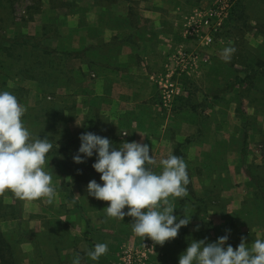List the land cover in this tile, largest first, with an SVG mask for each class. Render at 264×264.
Here are the masks:
<instances>
[{"label": "crops", "instance_id": "crops-1", "mask_svg": "<svg viewBox=\"0 0 264 264\" xmlns=\"http://www.w3.org/2000/svg\"><path fill=\"white\" fill-rule=\"evenodd\" d=\"M234 1L236 15L241 14L238 15L240 18L245 12L247 13L246 7L245 9L241 7L247 0ZM109 2L111 8L106 6L108 4H101L103 6L101 9L94 1L81 0L76 11L44 6L38 12H29V19L28 16L24 18L21 28L16 26L20 33L19 35L15 33V36L39 39L42 45L57 53L51 57H60L63 53L73 55L72 58L64 61L65 71L70 73L69 76L57 80L60 76L57 75L56 88L51 94L44 84V81L49 79L47 72H43L40 79L24 77L21 80L28 90L25 96L28 102L25 100L23 106L33 108L36 105V96L40 92L44 96L52 95L57 112L62 116L57 122L59 137L53 148L62 152L65 163L70 157L74 161L73 157L78 154L81 145L80 136L87 132L107 137L116 148L125 141L147 143L150 147V155L153 151L157 161L175 154L178 147L189 140L188 145L181 149V156L186 164L191 160L198 163L197 172L191 173L187 170L190 179L187 190L193 194L191 196L200 198L202 202L207 201L208 195L217 196L222 201L227 197L233 202L231 207L223 209L224 207L221 206L219 210L215 208L209 219L215 229L221 231L225 226H231L229 232H233L234 229L243 227L240 230L242 234L248 235L247 231H249L252 235L256 234L257 238L264 239V154L260 150L264 146V61H255L251 65L256 72L252 77L241 78L240 71L233 77V80L249 82L255 87L249 93L253 96L258 94L255 96L257 102L251 100L249 109H246L248 116L250 114L255 116L253 123L248 126L240 123L233 125L239 131L237 134L242 137L240 154L244 136L247 135L249 144L247 151H251L253 156L251 165L254 163L252 165L254 167L250 168L252 169L250 174L235 169V173L232 174L234 182L231 183V188L227 186L230 189H225L218 164L215 176H208L206 165L207 156L210 154L208 147L217 146L218 143L217 138L209 141L204 137V130L209 124L205 116L206 111L202 112V107L183 108L179 115L173 118L169 110L163 107L157 86L162 75L180 70L177 64L178 55L181 52H188L197 55L200 58L197 61H201V68L195 63V68L188 74L190 78L195 73L200 76L197 82L199 87L193 90V93L196 91L193 95L207 98L206 81L214 77L210 75L213 67L225 64V61H222L224 48L219 44L211 47L201 46L194 36V31H207L204 25L206 15L215 0H139V10L134 11V16L128 13L127 1L109 0ZM83 6L89 10H83ZM240 50L241 47L236 48L234 54L232 53L231 61L226 60L231 62L234 68L243 70L245 63L238 62ZM247 66L250 67L248 64ZM171 74H167V77ZM232 92L225 97H230ZM187 94L193 96L189 92ZM201 103L202 101L199 105ZM234 115H237L235 111L231 116L235 117L237 122L238 118ZM223 140L224 137L221 136L220 144ZM191 151L195 152L194 159L188 155ZM210 152L215 156L218 154L216 148ZM235 154L233 156L238 159L239 151ZM220 157L222 158L221 154ZM95 160L94 155L92 158H85L84 163L78 164L79 169L75 177L82 180L70 183L77 202L81 196L88 194L87 186L91 180L102 183L100 174L92 167ZM215 161L220 162L217 159ZM44 167L52 178H56L55 182H52L56 197L51 208L54 212L44 207L40 209L44 215L43 222L39 221L38 224L41 231L47 221H53L52 215L58 216L63 204L61 195L67 196L62 191L61 181V177L65 174L53 166L52 156H46ZM161 170L157 165L155 171ZM183 200L187 201L184 197L172 200V206L176 208L174 215L178 217L182 210L186 209ZM93 203L104 209L107 205L96 200H93ZM180 204H183V208ZM187 209L188 218L191 219L187 226L195 225V227L189 229L186 226L181 229L195 231L196 227H201L198 236L202 233L206 234V221L195 216V206ZM110 226L109 231H105L103 238L98 241L108 246L105 257L112 256L114 233L121 232L115 224L111 223ZM248 227L251 229L249 230ZM182 235L184 234L180 231L178 237L166 242L167 246L164 247H159V244L150 238L144 240L140 238L139 243L143 242V246L139 249V253L147 254L151 258V263L147 264H163V259H166L167 264H176L179 255L176 250L177 243L188 240ZM86 240L87 237L84 238V242ZM217 240L218 237L215 236V241ZM95 241L92 243L97 244L98 242ZM84 242L80 241V246ZM149 243L153 245V251L148 248ZM73 246L71 250H75L76 247Z\"/></svg>", "mask_w": 264, "mask_h": 264}, {"label": "rangeland", "instance_id": "rangeland-1", "mask_svg": "<svg viewBox=\"0 0 264 264\" xmlns=\"http://www.w3.org/2000/svg\"><path fill=\"white\" fill-rule=\"evenodd\" d=\"M80 1L81 0H10L8 2L4 0L3 2L0 0V91L11 92L16 96L18 102L23 105L25 100H27L25 102H28V99L25 98L26 91L28 90L23 86V82H21L24 77L40 79L44 74L43 72H47L49 74V79L47 81L45 80L44 84L48 87L47 91L51 94L56 88V76L60 75L57 80H59L60 77L69 76L70 73L65 71L66 64L64 61L66 60L64 56L45 57L43 52L33 48L30 42L25 43L24 46H16L2 39L3 37L13 40L16 39V37L21 39L20 36H15V33H17V35L20 33L17 31L16 26L19 28L23 26L22 22L25 21L24 18L29 15V12H38L42 10L44 6H51L52 8L58 9L66 8L76 11ZM89 1H94L101 9H103L101 4H108L106 5L108 8L112 7L109 0ZM125 1L128 2V13L134 16V11L139 10V0ZM241 7H244V9L246 7L247 13L245 12L243 16L238 18V15L241 14L236 15L235 12L225 27L222 39H218L215 45H223L222 47L224 49L232 48L234 51L236 48L241 47L239 51L240 59L238 62L242 63L243 61V63H245L243 70L234 68L231 66V62H227L228 59H230L228 61H231L234 51L227 60L223 58L222 61H225V64L223 66L213 67L210 75L214 77L206 81L208 93L205 99L193 95L196 92L193 93V90L199 87L197 82H199L198 78H200V76L197 73L191 75L190 78L188 70L186 72H180V70L177 69L167 73H172L170 75L172 78H168L167 74L165 76L162 75L157 83L161 103L165 109L169 110L173 118L177 117L183 108L197 107L200 109L202 107L201 111H206L205 116L209 124L204 130V137L209 141H214L215 138H217L218 143L217 146L208 147L210 153L207 156L208 161L206 163L208 176H215L218 164V167L221 168V174L223 175L225 189L231 188L230 185L234 182L232 174L235 173V169L250 174L252 173V171L250 172V170H252L250 168L254 167L252 166L254 163L251 165L253 156L250 150L244 155L242 152L240 154L242 137L237 134L239 131H237L233 125H239L240 123V125L243 124L248 126L251 122L253 123L255 116H253V114L248 116L246 109H249L251 100L254 103L257 102V97L255 96L258 94L256 93L255 96H253L249 93L251 89H255L249 82L236 88L233 77L238 71L242 73L240 76L241 78L249 75L250 77L253 76L256 72L252 69L251 65L254 64L255 61H264V0H247L243 2ZM83 10H89V8L83 6ZM261 27L263 28L260 29ZM247 64L250 65V67H248ZM197 65L198 68H201V61H197ZM167 79H170V81L175 84V87L179 90V94L173 99L172 104L166 107L162 102L160 92L162 85L165 84ZM227 85H233L235 87L232 90L233 94L228 98L223 97L219 100H214L213 97L220 96L221 91ZM187 92L191 93L193 96H190ZM258 93L261 94L262 92ZM48 96H44L42 92L37 94L35 99L36 105L33 108L24 106L26 111L22 120L33 139L39 137L41 139L48 138L52 145H55L59 137L57 122H59L62 116L57 112L58 110L55 106L56 102L52 99V95ZM201 101L202 103L199 105ZM32 103H34V100ZM233 111L237 113V115H234L239 119H236L237 122H235V117L231 116ZM221 136L224 137L222 144H220ZM215 148L218 150L217 156L210 152V150L213 151ZM260 150L261 153L264 154V146ZM238 151L240 156L238 154L239 158L235 159L233 154L236 155L235 153ZM188 155L191 156V159H194L195 152L191 151ZM216 159L220 162L217 163L215 161ZM197 164L196 161L191 160L187 164V170L191 173L197 172ZM78 169V164L75 163L71 157L68 158L66 165L62 166L61 170L65 174V182L69 183V186L71 182L82 180V178L75 177V173ZM55 180L56 178L53 177L52 182H55ZM227 186H230V188H227ZM191 195L193 194L187 190V195L184 197L187 201L183 200L182 203L186 204L187 212V208L190 209L192 206H195V216L200 220L206 221V234L202 233L198 236L201 227H196L195 231L181 229V233L184 234L182 236L186 237L188 240H182L183 242L177 243L178 248L176 250L179 255L176 258V264H179V257L186 251L192 240H205L206 243H212L216 242L215 236L219 238L228 235L229 239L227 244H230L236 249L241 243L242 238H244V242L249 245L257 239L256 234L252 235L249 231H247L248 235L242 234L240 230L243 227H238L234 229L233 232H229L231 231V226H225L223 230L219 231L212 225L209 219L210 216L213 215L215 208L219 210L221 206L224 207L223 209L231 207L233 204L231 199L224 197L222 201L221 198L217 196L207 194V201L202 202L200 198ZM61 197L63 198V204H61L62 207L58 211V216L52 215L53 221H47L46 225H44V229L41 231L38 224L39 221L43 222L42 219L44 215L42 211L40 212V209L44 207L48 211L54 212V210L51 209L54 199L53 202L49 204L44 198L21 200L9 190L0 192V246H2V255L5 258V264H73V260L77 257L80 259V264H124V260L130 251H137L139 253V249L142 248L143 242L139 243L140 237L136 236L132 231L131 217L126 216L124 221L108 217L106 215V210H104L102 206L94 204L93 200L96 199L88 194L81 196L78 205L70 202L65 194H62ZM96 201L98 203H106V207L109 204V202L105 201ZM183 204H180L181 208H183ZM125 211H127V208ZM182 216H184V210H182L180 217ZM60 217H62V219ZM111 223L119 227L121 231L119 233H114V252L110 257H105V255H103L98 260L93 261L87 255L89 251L94 250L96 245L92 242L96 240L95 243H97L102 239L104 232L109 231L108 227H111ZM187 227L193 229L195 225ZM248 229L250 230L251 227H248ZM204 235H206V237H204ZM85 237L88 239L86 242H84ZM80 241L84 242L82 246H80ZM227 244L225 247H227ZM72 245L76 247L75 250H71ZM152 246L153 245L149 243L148 248L151 251L154 250ZM164 246L167 245H159V247ZM146 257H148V259H145V263H151V258L147 256V254ZM162 262L163 264H167L166 259H163ZM0 264H4L1 259Z\"/></svg>", "mask_w": 264, "mask_h": 264}, {"label": "clouds", "instance_id": "clouds-1", "mask_svg": "<svg viewBox=\"0 0 264 264\" xmlns=\"http://www.w3.org/2000/svg\"><path fill=\"white\" fill-rule=\"evenodd\" d=\"M233 51L225 48L224 58ZM25 111L15 95L0 91V192L9 190L21 200L44 198L51 204L56 190L44 165L53 145L48 138H32L22 120ZM80 141L74 162L81 164L96 156L92 167L102 183L91 180L87 193L109 202L104 209L108 217L122 221L131 217L136 236L161 246L175 240L181 228L191 222L186 209L181 218L174 215L172 206V200L187 195L190 182L182 157L173 154L157 161L147 143L125 141L116 148L107 137L92 132L82 134ZM157 165L160 172L155 171ZM228 239L225 235L212 243L192 240L179 264H264V239L257 238L249 245L242 238L236 249L227 244ZM107 251V244L97 243L87 255L96 261ZM73 264H80L79 257Z\"/></svg>", "mask_w": 264, "mask_h": 264}, {"label": "built area", "instance_id": "built-area-1", "mask_svg": "<svg viewBox=\"0 0 264 264\" xmlns=\"http://www.w3.org/2000/svg\"><path fill=\"white\" fill-rule=\"evenodd\" d=\"M234 7V0H215L206 15L204 25L207 27V31H194V36L201 46L211 47L215 45L218 39H222L225 27L232 17ZM198 59L200 60L195 54L181 52L178 55L177 61L180 72H186L187 70L189 72L191 69H194ZM168 78H172V76H168ZM177 94H179V90L170 79H167L165 84L162 85L160 92L164 106H170ZM145 259V254L138 253L137 251H130L124 260V264H146Z\"/></svg>", "mask_w": 264, "mask_h": 264}, {"label": "trees", "instance_id": "trees-1", "mask_svg": "<svg viewBox=\"0 0 264 264\" xmlns=\"http://www.w3.org/2000/svg\"><path fill=\"white\" fill-rule=\"evenodd\" d=\"M2 1L4 2V0H2ZM6 1L9 2L10 0H6ZM233 14H235V7H234V10H233ZM233 14H232V17H233ZM2 40L5 41V42H7V43L16 45V46H24L25 43L30 42L33 45V48L42 51L44 55L52 56V55L57 54L55 51L51 50L50 48H46L44 45H42L41 42H40V40L39 39H36V38H30L28 36H21V39L18 38V37H16V39L13 40V39H6L5 37H3ZM7 48H9V47H7ZM7 48H6V50L8 51ZM62 55L65 57V59L72 58V56H73L72 54H69V53H63V54H61V56ZM259 69H260V67H259ZM248 78H250V75L248 76ZM234 82L236 83V86L240 87V86H242L244 84L245 81H243V80H235ZM234 88L235 87L233 85H227L223 89L222 94L220 96H214L213 99L214 100H219L222 97H225L227 94H230ZM188 143H189V140H187L184 144L180 145L178 147V149H177V151H176L175 154L177 156L182 157L181 156L182 155L181 154V149H183L184 147H186V145H188ZM248 145L249 144H248L247 135H245L244 136V139H243V146H242V151H241L243 155L246 154V152L248 150ZM47 155L53 157V166L57 170L60 171L61 168H62V166L66 165V163L64 161V156H62V152L60 150H58L57 148H53L52 147V149L50 150V152ZM61 181H62V191L64 193H66L68 200L70 202H72L73 204L78 205V202L74 198V195H73V192H72L70 186L65 183V178L64 177H61ZM17 210H18V208H17ZM0 253H1L0 259H1L2 263L5 264V258L2 255V246H0Z\"/></svg>", "mask_w": 264, "mask_h": 264}]
</instances>
